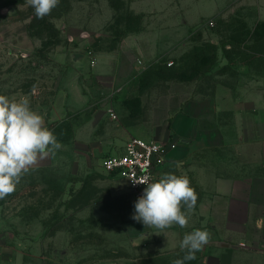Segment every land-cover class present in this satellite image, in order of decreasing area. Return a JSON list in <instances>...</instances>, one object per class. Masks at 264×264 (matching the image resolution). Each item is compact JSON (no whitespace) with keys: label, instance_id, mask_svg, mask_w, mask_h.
Returning <instances> with one entry per match:
<instances>
[{"label":"rangeland","instance_id":"rangeland-1","mask_svg":"<svg viewBox=\"0 0 264 264\" xmlns=\"http://www.w3.org/2000/svg\"><path fill=\"white\" fill-rule=\"evenodd\" d=\"M3 2L0 95L28 98L63 147L0 200V264L162 262L135 236L141 227L131 230L136 200L102 160L188 98L264 84V49L222 44L237 22L264 21V0H60L43 19L26 0ZM205 44L216 48L211 64L212 50L198 57ZM80 94L85 108L73 104ZM169 170L186 175L198 199L210 193ZM172 228L163 230L167 264L184 255Z\"/></svg>","mask_w":264,"mask_h":264},{"label":"crops","instance_id":"crops-1","mask_svg":"<svg viewBox=\"0 0 264 264\" xmlns=\"http://www.w3.org/2000/svg\"><path fill=\"white\" fill-rule=\"evenodd\" d=\"M80 96L73 104L87 107L89 97ZM132 135L175 142L178 146L170 151L162 173L181 168L194 177L197 188L210 190L197 200L189 225L172 228L177 231L174 244L178 248L186 233L195 229L210 233L209 243L189 264H264L262 82L218 85L207 95L178 104L159 125ZM48 159L39 160L33 168L47 165ZM131 227L132 231L141 227L143 233L135 236H142V243L154 248L151 252L161 259L160 264H167L164 255H169L170 243L163 230L146 228L142 222Z\"/></svg>","mask_w":264,"mask_h":264},{"label":"clouds","instance_id":"clouds-1","mask_svg":"<svg viewBox=\"0 0 264 264\" xmlns=\"http://www.w3.org/2000/svg\"><path fill=\"white\" fill-rule=\"evenodd\" d=\"M37 19H43L58 7L60 0H26ZM63 145L52 130L45 126L41 114L31 108L28 98L11 100L0 95V200L14 193L22 178L39 160L55 155ZM134 184H145L142 195L134 202L132 219L146 228L165 230L188 225L198 195L186 175L164 173L158 180L147 178ZM207 230L195 229L183 236L179 244L181 259L172 264H185L196 259L210 241Z\"/></svg>","mask_w":264,"mask_h":264},{"label":"built area","instance_id":"built-area-1","mask_svg":"<svg viewBox=\"0 0 264 264\" xmlns=\"http://www.w3.org/2000/svg\"><path fill=\"white\" fill-rule=\"evenodd\" d=\"M91 64L94 62L91 61ZM106 114L116 119L112 108H108ZM176 146L175 142L163 143L131 137L125 142L122 152L104 158L101 167L107 174L123 181L131 197L137 200L146 185L134 184L133 180H157L165 165L166 155Z\"/></svg>","mask_w":264,"mask_h":264},{"label":"trees","instance_id":"trees-1","mask_svg":"<svg viewBox=\"0 0 264 264\" xmlns=\"http://www.w3.org/2000/svg\"><path fill=\"white\" fill-rule=\"evenodd\" d=\"M4 0H0V3L3 5ZM240 24L239 27L235 28L231 35L227 37V41L223 40L222 44L224 46L233 47L234 49H239V47L247 45L252 42L253 46L261 47L264 49V21H257L253 28H249L246 22H237ZM204 49H200L198 53V57L202 60L205 59L206 55H208L209 50H212L213 55L210 60H207L209 64H211L215 57L216 48L212 44H205ZM249 47V46H248ZM245 47V49H249ZM209 59V58H208ZM158 261V260H157ZM161 262L153 263L160 264Z\"/></svg>","mask_w":264,"mask_h":264},{"label":"water","instance_id":"water-1","mask_svg":"<svg viewBox=\"0 0 264 264\" xmlns=\"http://www.w3.org/2000/svg\"><path fill=\"white\" fill-rule=\"evenodd\" d=\"M180 144H182V142H180Z\"/></svg>","mask_w":264,"mask_h":264}]
</instances>
